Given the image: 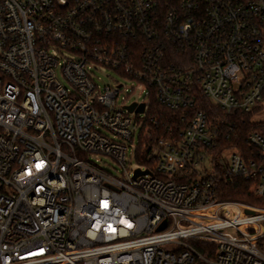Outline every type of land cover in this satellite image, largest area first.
<instances>
[{
	"label": "built area",
	"instance_id": "1",
	"mask_svg": "<svg viewBox=\"0 0 264 264\" xmlns=\"http://www.w3.org/2000/svg\"><path fill=\"white\" fill-rule=\"evenodd\" d=\"M199 97L264 108V0H0V264H264V132L214 155ZM217 165L262 206L219 201Z\"/></svg>",
	"mask_w": 264,
	"mask_h": 264
},
{
	"label": "trees",
	"instance_id": "2",
	"mask_svg": "<svg viewBox=\"0 0 264 264\" xmlns=\"http://www.w3.org/2000/svg\"><path fill=\"white\" fill-rule=\"evenodd\" d=\"M197 108L207 112L213 124L219 131L220 141L212 153L220 155L225 151L241 149L249 151L251 147L247 144V136L255 131L264 132V123H256L253 121V115L230 116L213 105L204 97H199ZM150 114L154 117H161L167 125H175L179 117L178 114L167 110L159 105L156 100H152L150 104ZM136 162L142 166L145 165L140 159ZM225 162V160H224ZM216 172L219 178L218 183V200L222 202L242 203L250 206H262L261 202L255 197L253 192V183L244 178H223L224 170L216 166ZM191 245L204 258L210 260L217 255V247L215 244L203 241H191ZM196 264H207L199 260Z\"/></svg>",
	"mask_w": 264,
	"mask_h": 264
},
{
	"label": "rangeland",
	"instance_id": "3",
	"mask_svg": "<svg viewBox=\"0 0 264 264\" xmlns=\"http://www.w3.org/2000/svg\"><path fill=\"white\" fill-rule=\"evenodd\" d=\"M100 77V84L103 85H109L114 84V80L119 81L124 85V90L122 91L120 95V102L119 104L125 103L127 105L137 101H141V92L139 90H133L134 87L138 88L137 84L131 80H128L126 78H123L121 76H118L115 72L111 70H103L102 72L98 73L97 75ZM124 100V101H123ZM253 121L256 123H264V108L261 109L259 112H256L253 114ZM231 156V153H226L225 156H223L225 159L229 160ZM131 169L135 170L137 168H140L139 164L133 160L131 164Z\"/></svg>",
	"mask_w": 264,
	"mask_h": 264
},
{
	"label": "water",
	"instance_id": "4",
	"mask_svg": "<svg viewBox=\"0 0 264 264\" xmlns=\"http://www.w3.org/2000/svg\"><path fill=\"white\" fill-rule=\"evenodd\" d=\"M144 108H145V105L144 104H142V105H140V106H137L136 104H134V105H132V106H129L127 109H128V111L129 112H132V111H136V112H140V113H142L143 111H144ZM140 173H142V174H147L148 172L146 171V172H140V171H138L137 172V174H140ZM166 228V222H164L160 227H159V231H162V230H164Z\"/></svg>",
	"mask_w": 264,
	"mask_h": 264
}]
</instances>
